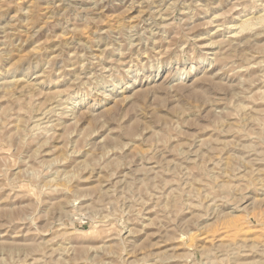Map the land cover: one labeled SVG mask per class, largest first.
Masks as SVG:
<instances>
[{"label":"rangeland","instance_id":"1","mask_svg":"<svg viewBox=\"0 0 264 264\" xmlns=\"http://www.w3.org/2000/svg\"><path fill=\"white\" fill-rule=\"evenodd\" d=\"M0 264H264V0H0Z\"/></svg>","mask_w":264,"mask_h":264},{"label":"bare ground","instance_id":"2","mask_svg":"<svg viewBox=\"0 0 264 264\" xmlns=\"http://www.w3.org/2000/svg\"><path fill=\"white\" fill-rule=\"evenodd\" d=\"M101 1V0H100ZM97 5V4H96ZM132 27V26H131ZM160 27V26H159ZM128 39V38H127ZM235 44V43H234ZM43 114V113H42ZM46 114V113H45ZM47 116V115H46ZM48 117V116H47ZM51 118V117H50ZM47 119V118H46ZM46 119H44V120H46ZM40 124V123H39Z\"/></svg>","mask_w":264,"mask_h":264}]
</instances>
